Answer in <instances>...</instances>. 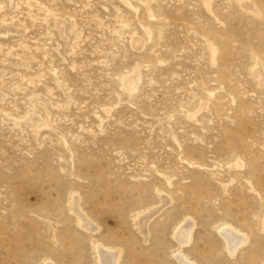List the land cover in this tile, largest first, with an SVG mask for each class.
Wrapping results in <instances>:
<instances>
[{
	"label": "rangeland",
	"instance_id": "obj_1",
	"mask_svg": "<svg viewBox=\"0 0 264 264\" xmlns=\"http://www.w3.org/2000/svg\"><path fill=\"white\" fill-rule=\"evenodd\" d=\"M186 221L264 264V0H0V264H179Z\"/></svg>",
	"mask_w": 264,
	"mask_h": 264
},
{
	"label": "bare ground",
	"instance_id": "obj_2",
	"mask_svg": "<svg viewBox=\"0 0 264 264\" xmlns=\"http://www.w3.org/2000/svg\"><path fill=\"white\" fill-rule=\"evenodd\" d=\"M195 224L186 221L180 224L173 232V239L179 246V251L175 254L174 258L179 264H195L193 261L189 260L184 256L180 249L190 244L192 240V229ZM217 234L222 239L225 245L226 252L230 258H233L235 253L239 249L245 247L248 242V238L245 234L237 232L232 227H223L217 231ZM95 251L97 253V263L98 264H117L119 260V252H110L105 247L100 245L95 246ZM52 264V263H46Z\"/></svg>",
	"mask_w": 264,
	"mask_h": 264
}]
</instances>
